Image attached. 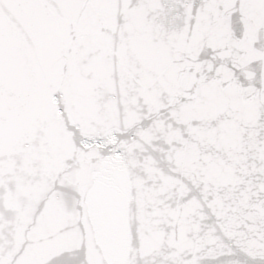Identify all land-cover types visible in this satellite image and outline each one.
<instances>
[{
    "label": "snow or ice",
    "instance_id": "6c2138e0",
    "mask_svg": "<svg viewBox=\"0 0 264 264\" xmlns=\"http://www.w3.org/2000/svg\"><path fill=\"white\" fill-rule=\"evenodd\" d=\"M0 264H264V0H0Z\"/></svg>",
    "mask_w": 264,
    "mask_h": 264
}]
</instances>
